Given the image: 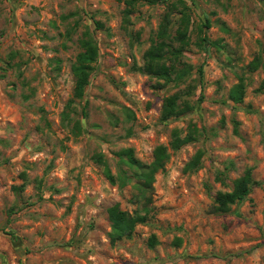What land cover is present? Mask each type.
<instances>
[{"label":"rangeland","instance_id":"obj_1","mask_svg":"<svg viewBox=\"0 0 264 264\" xmlns=\"http://www.w3.org/2000/svg\"><path fill=\"white\" fill-rule=\"evenodd\" d=\"M126 2L0 0V264H264V0H184L178 66L192 68L164 86L139 68L168 12L180 46L183 6L137 0L126 21ZM85 32L100 54L77 97ZM176 93L191 108L163 119ZM159 146L168 157L147 191L139 174ZM247 170L252 192L216 212ZM116 205L146 216L130 237L112 236Z\"/></svg>","mask_w":264,"mask_h":264},{"label":"trees","instance_id":"obj_2","mask_svg":"<svg viewBox=\"0 0 264 264\" xmlns=\"http://www.w3.org/2000/svg\"><path fill=\"white\" fill-rule=\"evenodd\" d=\"M122 1V0H120ZM128 8L125 9V17L126 21L129 19V15L133 11V6L137 0H126ZM152 4L156 3H165L168 0H147ZM179 3L182 4L183 9L180 11V17L178 18L179 27L177 29V33L175 38L181 42L180 46L174 47L172 46L171 42L168 40L171 39V34L169 31L171 17L170 12L165 14L158 32V41L154 42L151 47L145 53V64L143 67L139 68L143 72H147L153 77L158 79H163L164 83L157 82V86H164L171 81H177L182 79L185 75L191 72L192 66L189 64H183V66L179 67L178 62L180 55L184 49V46L189 44V35H188V28L191 22L190 13L186 10L188 9L187 4H185L184 0H179ZM178 6L176 2L170 4V8L173 10ZM208 26L210 23L207 22ZM85 37L82 39V47L83 51L79 52L76 58V65L74 66V71L77 75L76 87H75V96L82 97L86 86L89 84L90 75L93 70V63H95L99 57V47L97 42L92 37L89 32H85ZM203 41L207 40L205 36L202 38ZM171 41V40H170ZM169 54H172L170 57L171 63L167 64V57ZM202 68L200 69V72ZM243 85L238 84L231 93V98L235 101L242 100V91ZM201 97H203L201 95ZM180 99V94L176 93L171 96H168L164 100L163 109H162V118L168 119L173 116H179L191 108L188 104L181 106L178 103ZM192 136H188L186 138H176L174 141V147L179 148L181 145L189 142L192 140ZM156 157L155 160L148 166H144L142 172H140V177L143 179V188L144 190H150L152 188V183L155 180V173L164 167L165 160L168 157L166 152V148L164 146H159L156 149ZM121 157L127 156L128 162L131 165H139L143 166L141 162L136 160L133 156L131 150H123L119 153ZM202 157V152H198L194 160L190 163V167H197L200 163ZM124 159V158H123ZM99 162L106 165L103 159H99ZM106 175L108 178L115 182V177L111 174L110 169L106 166L105 168ZM119 179L122 181V184H126L127 181L131 180V177L128 175H121ZM257 184V182L253 179L251 170H247L246 174L237 179L235 181V186L232 191L229 192H218L215 196V205L214 209L218 213H225L228 212L231 208V205L236 202H242L245 200L248 195L252 192L253 186ZM141 198L144 200L145 203V212L148 211L146 201L149 200V196L146 193H143ZM145 215L140 214H131L128 211L121 210L119 205L114 206L110 210V220L112 223V236L113 238L120 239L123 237H130L136 227L138 222H142L145 219ZM155 242L154 240L151 241V245Z\"/></svg>","mask_w":264,"mask_h":264}]
</instances>
